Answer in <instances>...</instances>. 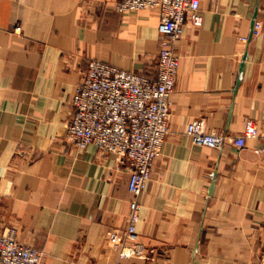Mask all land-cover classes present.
I'll return each instance as SVG.
<instances>
[{
    "label": "crops",
    "instance_id": "obj_1",
    "mask_svg": "<svg viewBox=\"0 0 264 264\" xmlns=\"http://www.w3.org/2000/svg\"><path fill=\"white\" fill-rule=\"evenodd\" d=\"M116 0H0V232L43 252L42 264H111L108 232L128 225L130 164L67 138L73 96L90 59L156 75V10L121 13ZM188 23L170 132L142 196L146 257L125 264H264L261 139L222 150L188 125L264 134V0H201ZM255 20L262 31L252 38ZM243 38H249L244 40Z\"/></svg>",
    "mask_w": 264,
    "mask_h": 264
},
{
    "label": "built area",
    "instance_id": "obj_2",
    "mask_svg": "<svg viewBox=\"0 0 264 264\" xmlns=\"http://www.w3.org/2000/svg\"><path fill=\"white\" fill-rule=\"evenodd\" d=\"M115 4L121 13L145 9L159 12L162 40L156 75L90 59L72 99L74 111L68 123L67 138L79 149L94 144L101 153H116L130 164L132 198L128 225L109 231L107 236L117 253V260L111 264H125L126 259L147 255L137 225L141 219L143 193L170 132V101L180 66L177 43L188 23L194 27L203 25L204 15L201 0H116ZM262 27L261 21L255 20L251 37L259 36ZM187 133L196 144L215 150H222L228 141L244 147L248 139H261L258 152L264 153V134L253 119L247 121L245 130L238 135L208 129L202 119L193 120ZM42 262L43 252L20 242L15 229L0 232V264Z\"/></svg>",
    "mask_w": 264,
    "mask_h": 264
},
{
    "label": "rangeland",
    "instance_id": "obj_3",
    "mask_svg": "<svg viewBox=\"0 0 264 264\" xmlns=\"http://www.w3.org/2000/svg\"><path fill=\"white\" fill-rule=\"evenodd\" d=\"M92 59H94V58H92ZM8 229H12V228H8ZM8 229H5V230H8ZM5 230H4V231H5ZM2 232H3V231H2Z\"/></svg>",
    "mask_w": 264,
    "mask_h": 264
}]
</instances>
